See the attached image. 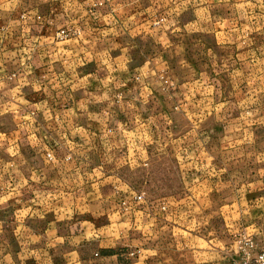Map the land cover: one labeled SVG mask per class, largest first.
<instances>
[{
	"label": "rangeland",
	"instance_id": "374dc122",
	"mask_svg": "<svg viewBox=\"0 0 264 264\" xmlns=\"http://www.w3.org/2000/svg\"><path fill=\"white\" fill-rule=\"evenodd\" d=\"M263 246L264 0H0V264Z\"/></svg>",
	"mask_w": 264,
	"mask_h": 264
},
{
	"label": "crops",
	"instance_id": "0c3cea01",
	"mask_svg": "<svg viewBox=\"0 0 264 264\" xmlns=\"http://www.w3.org/2000/svg\"><path fill=\"white\" fill-rule=\"evenodd\" d=\"M87 196V195H86ZM40 202H41V221H42V232L44 231L46 233V241H52V243L50 244L51 246H60V244H64V237H62V235H59L58 232L61 231V224L59 222V220H56V221H48L47 219L43 220L44 219V216L46 214H49V213H52V214H55V215H62L64 213V210L66 209H71L70 212H74V214H80L81 213V210H76L77 208L76 207H69V208H63L61 205L62 203H60L61 199L64 198V194L62 193H58V192H41L40 193ZM38 198V197H37ZM34 197V199H37ZM16 201V198H9L8 200V203H12ZM93 204L90 203V200L89 202L87 203V205L84 206L85 209L88 210V213L91 212V210L95 207V206H92ZM14 206V205H12ZM64 206V205H63ZM30 208V207H29ZM29 210V209H27ZM76 210V212H75ZM63 212V213H62ZM80 224V223H79ZM85 224V223H83ZM78 225V224H77ZM46 227V228H45ZM80 236H75V237H72L70 238L72 241H73V244L71 245L72 247H74V243L76 244V239L79 238ZM49 246V245H47ZM106 252V251H105ZM108 258H116V256H110Z\"/></svg>",
	"mask_w": 264,
	"mask_h": 264
},
{
	"label": "built area",
	"instance_id": "2783aa9c",
	"mask_svg": "<svg viewBox=\"0 0 264 264\" xmlns=\"http://www.w3.org/2000/svg\"><path fill=\"white\" fill-rule=\"evenodd\" d=\"M95 256H97V254H95ZM234 264H264V246L253 259L236 262Z\"/></svg>",
	"mask_w": 264,
	"mask_h": 264
}]
</instances>
